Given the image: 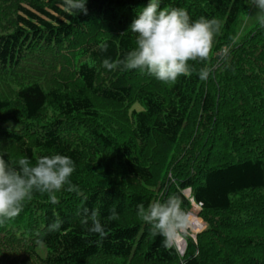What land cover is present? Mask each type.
Listing matches in <instances>:
<instances>
[{
  "label": "trees",
  "instance_id": "trees-1",
  "mask_svg": "<svg viewBox=\"0 0 264 264\" xmlns=\"http://www.w3.org/2000/svg\"><path fill=\"white\" fill-rule=\"evenodd\" d=\"M159 2L222 22L207 81L102 66L135 47L129 26L148 0H87L86 15L62 0H0V156H69L81 190L57 204L34 193L0 224V264H264V27L238 38L250 0ZM169 196L206 223L184 254L137 216ZM84 208L107 238L82 225Z\"/></svg>",
  "mask_w": 264,
  "mask_h": 264
},
{
  "label": "clouds",
  "instance_id": "clouds-1",
  "mask_svg": "<svg viewBox=\"0 0 264 264\" xmlns=\"http://www.w3.org/2000/svg\"><path fill=\"white\" fill-rule=\"evenodd\" d=\"M86 3L87 0H62L61 7L69 15H86ZM250 5L257 9V23L264 27V0H250ZM129 28L136 34L135 47L123 59L105 58L102 62L105 69L113 72L139 69L164 84H175L179 77H189L193 71H197L201 81L212 75L213 47L222 29L217 18L193 20L183 8H161L159 0H148ZM108 48L107 42L99 45L101 52H107ZM190 61L203 66L197 70L190 66ZM74 171V161L62 154L41 156L35 163L27 157L9 162L0 156V224L17 217L34 193L46 194L52 204L59 203L57 194L63 191L81 195L78 185L70 180ZM181 203L177 197L169 196L153 201L147 208L142 203L137 206L138 218L151 226L154 235L164 238L165 248H178L177 238L189 234L190 223ZM82 215L81 223L90 233L107 238L97 211L89 214V209L84 208ZM118 218L113 209L108 220ZM62 223L57 218L48 231H59Z\"/></svg>",
  "mask_w": 264,
  "mask_h": 264
},
{
  "label": "rangeland",
  "instance_id": "rangeland-1",
  "mask_svg": "<svg viewBox=\"0 0 264 264\" xmlns=\"http://www.w3.org/2000/svg\"><path fill=\"white\" fill-rule=\"evenodd\" d=\"M256 13L257 9L254 7L250 6L248 12L245 14L241 15L239 18L238 22V38H240L241 35L245 34L247 31H249L256 23ZM228 50V48L224 47L221 49L222 53H225ZM135 108L139 109L138 105L134 106ZM133 108V107H132ZM154 146V145H152ZM149 189H153L152 187H149ZM190 189H184L183 192L188 195ZM192 210H195L194 215H188ZM200 210L199 205L193 204L192 209L188 211L187 217L190 223V229H189V234L188 236L192 237L193 240H196V235L198 232H200L205 226L206 223L198 216V212ZM185 242V244H184ZM177 245H178V251L182 249V254H184L185 249H186V241L185 237L184 238H177Z\"/></svg>",
  "mask_w": 264,
  "mask_h": 264
},
{
  "label": "water",
  "instance_id": "water-1",
  "mask_svg": "<svg viewBox=\"0 0 264 264\" xmlns=\"http://www.w3.org/2000/svg\"><path fill=\"white\" fill-rule=\"evenodd\" d=\"M193 204H195V203H194V202H192V205H193ZM184 244H185V242H184ZM180 253L182 254V249H180Z\"/></svg>",
  "mask_w": 264,
  "mask_h": 264
}]
</instances>
